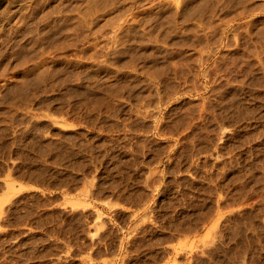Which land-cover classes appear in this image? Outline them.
Masks as SVG:
<instances>
[{
  "label": "rangeland",
  "instance_id": "374dc122",
  "mask_svg": "<svg viewBox=\"0 0 264 264\" xmlns=\"http://www.w3.org/2000/svg\"><path fill=\"white\" fill-rule=\"evenodd\" d=\"M36 2L0 0V264H264V0Z\"/></svg>",
  "mask_w": 264,
  "mask_h": 264
},
{
  "label": "bare ground",
  "instance_id": "6f19581e",
  "mask_svg": "<svg viewBox=\"0 0 264 264\" xmlns=\"http://www.w3.org/2000/svg\"><path fill=\"white\" fill-rule=\"evenodd\" d=\"M18 1H20V0H18ZM21 1H23V0H21ZM27 1H28V0H27ZM29 1H31V0H29ZM37 1H38V0H37ZM39 1H40V0H39ZM69 1H70V0H69ZM24 2H26V1H24ZM42 2H43V1H42ZM22 3H23V2H22ZM27 3H28V5L31 4V3L29 4V2H27ZM36 3H37V2H36V0H35V4H36ZM38 3H39V2H38ZM40 3H41V2H40ZM40 3H39V4H40ZM44 3H46V2H44ZM10 4H11V3H10ZM12 4H13V3H12ZM12 4H11V5H12ZM20 4H21V3H20ZM15 5H16V4H15ZM32 5H34V4H32ZM36 5H37V7H39L38 4H36ZM46 5H47V4H46ZM48 5H50V3H49ZM9 6H10V5H9ZM9 6H8V7H9ZM42 6H43V4H42ZM2 7H3V5H2ZM2 7H1V8H2ZM4 7H5V5H4ZM31 7H33V6H31ZM35 7H36V6H35ZM40 7H41V6H40ZM45 7H46V6H45ZM19 9H20V8H19ZM21 9L24 10V8H21ZM32 9H33V8H32ZM40 9H41V8H40ZM40 9H39V10H40ZM23 10H22V11H23ZM28 10H29V9H28ZM37 10H38V9H37ZM37 10H36V11H37ZM31 11H32V10H31ZM48 11H49V10H48ZM12 12H13V10H12ZM15 12H16V11H15ZM34 12H35V11H34ZM40 12H41V11H40ZM18 13H19V12H18ZM27 13H29V11H28ZM36 13H37V12H36ZM41 13H43V12H41ZM21 14H23V13H21ZM31 14H32V12H31ZM31 14H30V15H31ZM33 14H35V13H33ZM10 15H11V14H10ZM10 15H9V16H10ZM16 15H17V14H16ZM19 15H20V13H19ZM23 15H24V14H23ZM23 15H22V18L24 17ZM32 16H33V15H32ZM34 17H35V16H34ZM34 17H33V19H34ZM42 17H43V16H42ZM45 17H46V16H45ZM47 17H48V16H47ZM7 18H8V17H7ZM37 18H38V16H37ZM9 19H10V18H9ZM14 19L17 20L16 17L13 18V20H14ZM27 20H28V17L26 18V21H27ZM41 20H43V19H41ZM49 20H50V19H49ZM11 21H12V20H11ZM21 21H22V20H21ZM38 21H39V20H38ZM8 22H9V21H8ZM19 22H20V21H19ZM23 22H24V21H23ZM23 22H22V23H23ZM10 23H11V22H10ZM25 23H26V22H25ZM25 23H24V24H25ZM35 23H36V22H35ZM35 23H34V24H35ZM40 23H41V22H40ZM28 24H29V23H28ZM19 25H20V23H19ZM19 25H18V26H19ZM30 26H31V25H30ZM3 27H4V26H3ZM27 27H28V26H27ZM36 27H38V26H36ZM30 28H31V27H30ZM41 29H42V28H41ZM15 30H17V29H14V31H15ZM6 34H7V33H6ZM15 35H16V34H15ZM12 38H13V37H12ZM4 43H5V42H4ZM9 186H10V184H9ZM9 186L7 185V187H9ZM10 187H12V186H10ZM12 189H13V188H12Z\"/></svg>",
  "mask_w": 264,
  "mask_h": 264
}]
</instances>
